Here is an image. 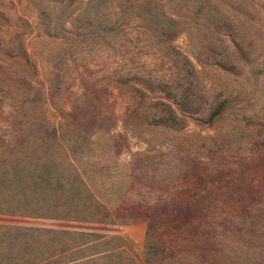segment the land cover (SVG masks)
Instances as JSON below:
<instances>
[{"label":"rangeland","instance_id":"1","mask_svg":"<svg viewBox=\"0 0 264 264\" xmlns=\"http://www.w3.org/2000/svg\"><path fill=\"white\" fill-rule=\"evenodd\" d=\"M0 264H264V0H0Z\"/></svg>","mask_w":264,"mask_h":264}]
</instances>
